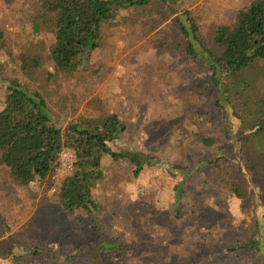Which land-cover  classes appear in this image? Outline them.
<instances>
[{
  "label": "rangeland",
  "instance_id": "obj_1",
  "mask_svg": "<svg viewBox=\"0 0 264 264\" xmlns=\"http://www.w3.org/2000/svg\"><path fill=\"white\" fill-rule=\"evenodd\" d=\"M27 1L0 0V29L11 51L0 54L5 62L0 109L4 79L16 78L44 98L58 127L103 111L114 113L126 130L109 146L124 157L102 156L103 177L92 190L94 216L80 211L67 216L56 203L55 190L75 162L69 148L59 153L49 182L37 179L20 192L6 185L0 173V201L15 224L0 233V243L10 237L0 247L12 252L5 259L1 255L0 264H12V256L22 254L23 264H264L259 203L246 199L241 205L225 193L215 195L216 175L235 168L249 174L239 155L228 149L233 140L224 128L227 120L214 106L212 69L200 55L193 59L175 48L181 40L175 15L136 40L117 26L124 12L114 13L102 27L101 47L85 70L71 76L53 67L50 34L32 33ZM180 1V13H190L210 48L213 29L230 23L250 0ZM19 55L38 57L40 64L34 72L22 71ZM206 136L216 140L214 148H227L219 170L199 163L209 157L200 141ZM133 153L146 157L137 177L127 159ZM180 183L181 194L175 190ZM254 203L256 218L250 214ZM250 243L259 251L242 247ZM35 249L41 250L38 255Z\"/></svg>",
  "mask_w": 264,
  "mask_h": 264
},
{
  "label": "trees",
  "instance_id": "obj_2",
  "mask_svg": "<svg viewBox=\"0 0 264 264\" xmlns=\"http://www.w3.org/2000/svg\"><path fill=\"white\" fill-rule=\"evenodd\" d=\"M27 3L30 6L26 19L32 33L50 34L49 59L57 71L71 76L85 70L91 55L101 47L102 27L114 13L124 12L117 26L136 40L155 32L169 15H175L173 20L181 36L175 48L193 59L200 55L212 69L217 89L214 106L227 120L224 128L233 140L228 149L233 156L239 155L236 158L249 174L247 177L240 168H235L216 175L212 180L217 188L215 195L225 193L241 205L246 199L253 202L255 199L264 220V0H250L237 10L230 23L216 26L210 48L201 41L199 27L190 13H180L177 7L182 3L180 0H28ZM9 48L0 29V54L11 52ZM18 60L20 69L30 73L40 64L38 57L19 55ZM3 63L0 62V68ZM4 82L7 88L0 109V173L5 177L4 183L21 192L37 179L49 182L59 153L69 148L75 162L72 172L55 190L56 203L67 216L77 211L94 216L97 208L92 190L103 177L100 160L103 155L114 160L124 157L112 151L109 143L125 132V124L116 114L103 111L96 117L77 118L63 128L58 127L39 93L29 91L16 78H5ZM200 141L209 150V157L199 163L221 169V160L225 163L227 159L223 157L227 148H214L216 140L208 136ZM145 158L139 153L127 157L134 177L142 171ZM175 190L181 194L182 183ZM2 204L0 201V233H8L15 224ZM252 209L250 214L256 218L255 203ZM9 239L0 244H9ZM242 247L259 251L255 243ZM10 250L0 247V259L1 255L5 259L11 254ZM38 251L41 250L35 249L33 254L38 255ZM12 258V264L25 261L24 254Z\"/></svg>",
  "mask_w": 264,
  "mask_h": 264
}]
</instances>
